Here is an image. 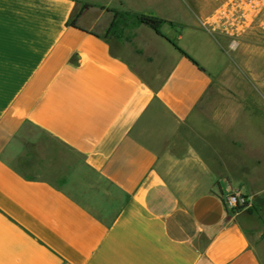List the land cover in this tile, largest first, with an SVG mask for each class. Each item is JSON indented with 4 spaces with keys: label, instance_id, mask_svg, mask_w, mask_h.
<instances>
[{
    "label": "crops",
    "instance_id": "crops-1",
    "mask_svg": "<svg viewBox=\"0 0 264 264\" xmlns=\"http://www.w3.org/2000/svg\"><path fill=\"white\" fill-rule=\"evenodd\" d=\"M206 16L185 0H0V264H262L264 104L205 114L231 70Z\"/></svg>",
    "mask_w": 264,
    "mask_h": 264
},
{
    "label": "rangeland",
    "instance_id": "rangeland-1",
    "mask_svg": "<svg viewBox=\"0 0 264 264\" xmlns=\"http://www.w3.org/2000/svg\"><path fill=\"white\" fill-rule=\"evenodd\" d=\"M222 1L185 0V9L189 13L193 12L195 16L202 18ZM221 37L224 39L223 36ZM242 37L243 41H238L239 43L237 42L235 46L231 44V41H220L221 48L225 52V59L229 61L227 66L231 70L228 77L219 79L216 88L208 92L203 98V103L206 104V115L210 112L211 104L219 101L239 102L250 100L264 104V33L255 30ZM183 41H192V38L184 36ZM154 42L158 43L157 47L162 51V45H165V42ZM243 87L244 91L242 92L241 89ZM247 87L248 90H246ZM49 143L56 149L70 155L71 159L78 161L74 154L68 152L57 143L53 141ZM245 210L248 211L250 208L247 207ZM257 228L260 233L257 237H251V240L255 241L257 254L261 259V263L264 264V229L261 226Z\"/></svg>",
    "mask_w": 264,
    "mask_h": 264
},
{
    "label": "built area",
    "instance_id": "built-area-1",
    "mask_svg": "<svg viewBox=\"0 0 264 264\" xmlns=\"http://www.w3.org/2000/svg\"><path fill=\"white\" fill-rule=\"evenodd\" d=\"M200 26L209 33L229 38L235 46L238 39L251 31L264 33V0H223L200 22ZM225 206L231 211L248 207L240 193L227 195Z\"/></svg>",
    "mask_w": 264,
    "mask_h": 264
},
{
    "label": "trees",
    "instance_id": "trees-1",
    "mask_svg": "<svg viewBox=\"0 0 264 264\" xmlns=\"http://www.w3.org/2000/svg\"><path fill=\"white\" fill-rule=\"evenodd\" d=\"M88 5L84 4L82 6V8H87ZM80 14L76 13L73 17V19L70 21V25L74 26V21L76 19V17ZM118 13H114L113 16L114 18L117 16ZM135 19L137 22H139L140 24L149 27L151 30H153L157 35H161L159 28L160 26L165 23L166 21L160 19L158 16L155 15H146V14H140V15H135ZM175 48L186 58H188L190 61H192L194 64L195 62L186 54L184 53L182 50H180L178 47L175 46ZM249 213H251L250 210H248Z\"/></svg>",
    "mask_w": 264,
    "mask_h": 264
}]
</instances>
